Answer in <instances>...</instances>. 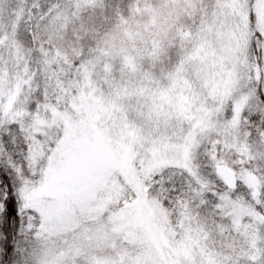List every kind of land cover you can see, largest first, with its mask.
I'll return each instance as SVG.
<instances>
[{
	"label": "snow or ice",
	"instance_id": "1",
	"mask_svg": "<svg viewBox=\"0 0 264 264\" xmlns=\"http://www.w3.org/2000/svg\"><path fill=\"white\" fill-rule=\"evenodd\" d=\"M0 264H264V0H0Z\"/></svg>",
	"mask_w": 264,
	"mask_h": 264
}]
</instances>
